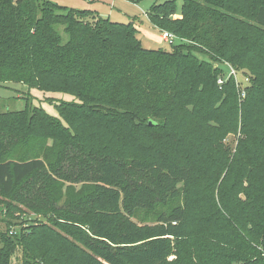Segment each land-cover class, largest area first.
Instances as JSON below:
<instances>
[{
  "label": "trees",
  "instance_id": "trees-1",
  "mask_svg": "<svg viewBox=\"0 0 264 264\" xmlns=\"http://www.w3.org/2000/svg\"><path fill=\"white\" fill-rule=\"evenodd\" d=\"M147 17L187 43L147 49L132 22L0 0V84L78 99L0 113V264L17 248L23 264H264V0Z\"/></svg>",
  "mask_w": 264,
  "mask_h": 264
},
{
  "label": "rangeland",
  "instance_id": "rangeland-1",
  "mask_svg": "<svg viewBox=\"0 0 264 264\" xmlns=\"http://www.w3.org/2000/svg\"><path fill=\"white\" fill-rule=\"evenodd\" d=\"M58 5L75 8L80 10H94L99 12L105 18H109L112 21H119L121 23H134L139 27L140 32L138 38L141 40L143 46L147 49L162 48L163 50H171V43H166L162 40L161 36L163 32L154 28L150 23L147 14L151 6L155 3H160L162 0H47ZM182 0H178V6L180 8ZM58 32L67 38L64 33L63 26H59ZM170 33V32H169ZM172 34V33H171ZM175 36V35H174ZM177 38V37H176ZM180 43H187L186 40L177 38V41L173 45ZM201 59H208L206 56L199 55ZM215 66L225 68L228 76L230 75V65L227 63L219 64L214 63ZM233 68V67H232ZM235 70V69H234ZM238 74V88L243 90L245 83H248L247 76H244L239 71L235 70ZM78 102V99L72 95L65 93H46L39 91L36 88H29L22 84L15 83H1L0 84V113L19 112L28 110L31 112L34 108H42L49 115L59 117L56 106L61 102ZM236 139L234 136H230L227 139V143L232 147L235 146ZM1 210V208H0ZM141 219L148 220L150 215L146 213H140ZM14 222L17 224L30 220L27 225L33 224L38 220H44L42 217H38L31 213L16 214ZM12 218L8 215L0 213V231H6L8 229V222ZM34 220V221H32ZM46 222V221H45ZM19 227H17L18 229ZM173 257H171L172 259ZM24 254L22 248H17L11 264H23Z\"/></svg>",
  "mask_w": 264,
  "mask_h": 264
},
{
  "label": "built area",
  "instance_id": "built-area-1",
  "mask_svg": "<svg viewBox=\"0 0 264 264\" xmlns=\"http://www.w3.org/2000/svg\"><path fill=\"white\" fill-rule=\"evenodd\" d=\"M161 38L164 42L171 43V45L175 44V42L177 41L176 36H174L173 34L169 32H163ZM230 69H231V72L229 76H233L238 84L239 80H238L237 72L234 70V68H232V66H230ZM218 83L220 85L223 84V79H219Z\"/></svg>",
  "mask_w": 264,
  "mask_h": 264
},
{
  "label": "crops",
  "instance_id": "crops-1",
  "mask_svg": "<svg viewBox=\"0 0 264 264\" xmlns=\"http://www.w3.org/2000/svg\"><path fill=\"white\" fill-rule=\"evenodd\" d=\"M93 1V0H92ZM96 12H97V10H96ZM99 13V12H98ZM100 14V13H99ZM101 15V14H100ZM102 16V15H101ZM102 17H104V16H102ZM135 25V24H134ZM135 27L137 28V30L140 32V30H139V27L137 26V25H135Z\"/></svg>",
  "mask_w": 264,
  "mask_h": 264
}]
</instances>
